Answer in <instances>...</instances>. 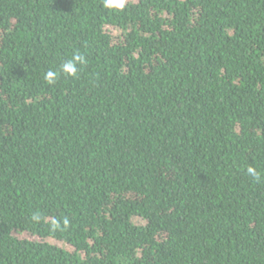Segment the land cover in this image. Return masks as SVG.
Returning a JSON list of instances; mask_svg holds the SVG:
<instances>
[{
  "label": "trees",
  "instance_id": "16d2710c",
  "mask_svg": "<svg viewBox=\"0 0 264 264\" xmlns=\"http://www.w3.org/2000/svg\"><path fill=\"white\" fill-rule=\"evenodd\" d=\"M0 264H264V0H0Z\"/></svg>",
  "mask_w": 264,
  "mask_h": 264
},
{
  "label": "clouds",
  "instance_id": "9594fccd",
  "mask_svg": "<svg viewBox=\"0 0 264 264\" xmlns=\"http://www.w3.org/2000/svg\"><path fill=\"white\" fill-rule=\"evenodd\" d=\"M106 7H122L123 0H104ZM83 57L75 56L73 59H70L62 64V71L68 75H75L77 72V63H82ZM56 73L53 71H48L45 75V79L52 83L56 79ZM249 173L255 175V171L251 168L248 169Z\"/></svg>",
  "mask_w": 264,
  "mask_h": 264
},
{
  "label": "rangeland",
  "instance_id": "374dc122",
  "mask_svg": "<svg viewBox=\"0 0 264 264\" xmlns=\"http://www.w3.org/2000/svg\"><path fill=\"white\" fill-rule=\"evenodd\" d=\"M132 1H134V2H137L138 0H132ZM55 244H57V245H59V246H61V243H59V242H56V241H53Z\"/></svg>",
  "mask_w": 264,
  "mask_h": 264
}]
</instances>
